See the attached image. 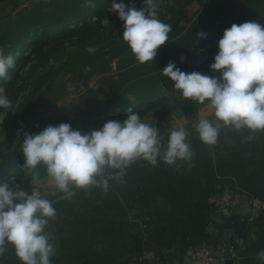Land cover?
<instances>
[{
	"label": "clouds",
	"instance_id": "1",
	"mask_svg": "<svg viewBox=\"0 0 264 264\" xmlns=\"http://www.w3.org/2000/svg\"><path fill=\"white\" fill-rule=\"evenodd\" d=\"M86 4L94 6L92 0ZM136 8L129 0H112L109 12L123 22L122 40L140 63L154 61L157 49L169 37L171 25L157 17L159 0H141ZM206 32L196 33L197 39ZM183 60V57H181ZM209 66L220 75L208 76L193 71L186 73L169 61L161 74L174 82L185 100L199 104L208 102L215 121L200 119L195 125L199 140L208 146L217 143L220 128L231 127L237 132L264 131V25L256 20L233 23L217 41V53ZM14 59L0 49V78L7 76ZM0 109H12V103L0 87ZM189 133L180 128L170 131L167 146L161 154L160 132L141 120L131 108L122 122L110 120L101 128L81 133L67 123L48 125L38 134L23 133L24 169L33 173L32 184L38 183V167H44L55 191L70 198L73 189L99 188L107 192L109 179H122V174L134 162L146 161L156 166L158 161L171 166L193 158ZM248 140L252 136L247 137ZM106 169L118 170L106 177ZM53 201L45 198L38 187L27 192L16 183V176L0 178V256L8 246L21 264H52L56 249L51 242L50 222L56 217ZM256 259L264 264V251Z\"/></svg>",
	"mask_w": 264,
	"mask_h": 264
},
{
	"label": "crops",
	"instance_id": "2",
	"mask_svg": "<svg viewBox=\"0 0 264 264\" xmlns=\"http://www.w3.org/2000/svg\"><path fill=\"white\" fill-rule=\"evenodd\" d=\"M200 119L215 121L213 110L201 107L158 128L161 154L170 131H188L189 162L135 168L109 182L107 192L73 189L70 198L44 194L57 213L49 228L56 249L52 264H181L187 246L216 248L222 240L233 248V264H260L264 217L251 225L219 219L213 199L221 186L264 200V131L222 126L217 143L208 146L195 132ZM0 264L21 262L8 246Z\"/></svg>",
	"mask_w": 264,
	"mask_h": 264
},
{
	"label": "rangeland",
	"instance_id": "3",
	"mask_svg": "<svg viewBox=\"0 0 264 264\" xmlns=\"http://www.w3.org/2000/svg\"><path fill=\"white\" fill-rule=\"evenodd\" d=\"M75 1L0 0V46L1 42L7 46V55H13L11 57L14 59V66L8 70L7 76L0 78V87L5 89L13 111L6 115L7 110L0 109V162L20 148L23 133L37 134L48 125L56 126L72 120L79 112L82 98L96 91L102 78H116L119 68L136 60L130 50L119 58L108 60L107 53L123 41V22L118 20L115 13L108 11L112 0H93L94 6L83 3L80 6L82 9L75 13V18L81 15L82 19L52 29L47 37H40L44 25L37 28L31 25L29 30L22 31L19 38L13 35L16 34L14 30H17L15 26L17 28L22 20L38 22L46 18L56 22L60 19L59 11ZM123 2L129 4V0ZM132 3L136 8L142 6L141 0H132ZM172 10L181 12L182 20L178 28L185 30L197 21L200 7L196 3L175 6L174 0H159L158 19L165 23L171 17ZM25 31H29L27 34L32 33V37L25 38ZM15 51H19L17 55L13 54ZM77 55L103 56V60H98L97 64L104 66V61H107L106 73L92 74L88 67L71 71L68 63ZM219 75L216 72L215 76ZM205 106H208L207 101L199 104L185 100L180 92H173L151 106L136 107L135 113L144 123L158 129L168 123L170 117L171 120L179 119ZM126 116L116 120L122 122ZM16 131L19 135L15 134ZM34 172L38 174L36 185L32 184L33 173L23 167L10 171L3 179L15 175L16 183L27 192L36 186L42 195L53 193L54 187L44 167H38Z\"/></svg>",
	"mask_w": 264,
	"mask_h": 264
},
{
	"label": "trees",
	"instance_id": "4",
	"mask_svg": "<svg viewBox=\"0 0 264 264\" xmlns=\"http://www.w3.org/2000/svg\"><path fill=\"white\" fill-rule=\"evenodd\" d=\"M83 3L85 5V0H76L70 6L63 7L59 13L64 15L59 14L60 19L54 23L46 18L38 22L22 20L17 28L15 26L17 30H14L16 34L13 35L19 38L22 31L31 25H35V28L44 25L45 28L40 37H47L52 29L82 19L81 15L75 18V13L82 9L80 6ZM182 3L199 5L200 11L196 22L187 29L181 30L178 28V23L182 20V14L172 10L171 17L165 22L171 25L169 39L157 49L154 61L140 64L135 60L119 68L120 72L116 78H102L99 88L82 98L79 112L72 117V120L61 123H67L73 130H79L81 133L90 132L101 128L107 121L126 115L129 108L135 113L136 107L140 109L151 106L166 96L169 97L173 92H179L174 89V82L161 74V70L169 61L176 63L177 67L186 73L196 71L215 76L216 72L211 71L209 66L214 62L217 41L222 37L223 31L233 23L241 24L251 20L264 25V0H174L175 6H180ZM28 32H24L27 39L32 37V33L27 34ZM198 32H206V38L197 39ZM1 44L3 45L2 42ZM2 45L0 49L5 56H8L7 46ZM129 50L128 45L122 41L107 53L108 60L119 58ZM18 52L15 51L13 54L17 55ZM102 57L77 55L68 63V68L75 71L88 67L92 74L103 75L107 71L108 64H106L107 61H104V66L97 64L98 60H103ZM15 134L19 135L17 131ZM21 148L22 145L0 162V178L3 179L10 171L22 167Z\"/></svg>",
	"mask_w": 264,
	"mask_h": 264
},
{
	"label": "built area",
	"instance_id": "5",
	"mask_svg": "<svg viewBox=\"0 0 264 264\" xmlns=\"http://www.w3.org/2000/svg\"><path fill=\"white\" fill-rule=\"evenodd\" d=\"M141 166L151 165L146 161L138 160L126 169L122 177ZM116 172L118 170L106 169L105 175L110 177ZM113 180L116 179H109V182ZM55 195L49 194L51 198H55ZM239 195L242 196L241 199ZM213 200V213L219 219L233 218L236 223L244 222L251 225L264 217V200L259 196L218 186L215 189ZM232 249V246L226 240L220 241L216 248H211L204 243L195 246L189 245L185 248L181 264H223V253L225 251L232 252Z\"/></svg>",
	"mask_w": 264,
	"mask_h": 264
},
{
	"label": "water",
	"instance_id": "6",
	"mask_svg": "<svg viewBox=\"0 0 264 264\" xmlns=\"http://www.w3.org/2000/svg\"><path fill=\"white\" fill-rule=\"evenodd\" d=\"M223 264H233V260H232V257H231V252L229 251H225L223 253Z\"/></svg>",
	"mask_w": 264,
	"mask_h": 264
}]
</instances>
